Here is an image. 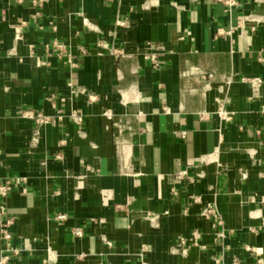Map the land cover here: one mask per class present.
<instances>
[{"label": "crops", "instance_id": "1", "mask_svg": "<svg viewBox=\"0 0 264 264\" xmlns=\"http://www.w3.org/2000/svg\"><path fill=\"white\" fill-rule=\"evenodd\" d=\"M236 1L0 0V264H264V0Z\"/></svg>", "mask_w": 264, "mask_h": 264}, {"label": "built area", "instance_id": "2", "mask_svg": "<svg viewBox=\"0 0 264 264\" xmlns=\"http://www.w3.org/2000/svg\"><path fill=\"white\" fill-rule=\"evenodd\" d=\"M18 1L21 2L23 0H18ZM46 1H48V0H32V3L35 6H37V5H42ZM215 1L219 4L224 5L228 9H232L235 6H237V4H238V2L236 0H215ZM148 47H151V45H148ZM146 59L150 60L153 64H156L158 62L157 56L155 54L147 55ZM52 107L54 109H57V104L52 103ZM22 116L31 120L32 122H34L37 127H41V126L47 124L52 119L51 116L45 115L39 111H34V110L25 111L22 113ZM57 117L59 119L63 118L59 111H57ZM76 120L78 122L82 121V119L80 117H76ZM176 179L178 182L185 183V184H194V182H195V180L193 178L189 177L185 171H179L178 173H176ZM5 193H6L5 189L2 188L0 190V195L2 197H4ZM172 194L173 195L176 194L175 188H172ZM194 201H197V200L194 199ZM4 213H5V208L1 204L0 205V233H1L3 241L5 242V251L6 252H10V251L16 252V251L12 250V247H11L12 234L10 231V227L12 226V220L3 221L2 216L4 215ZM206 213L213 215L215 218H218L217 211L210 206L207 207ZM59 219L65 220L66 216H59ZM77 234H80L79 231H77ZM101 264H107V263H101ZM108 264H110V263H108Z\"/></svg>", "mask_w": 264, "mask_h": 264}]
</instances>
